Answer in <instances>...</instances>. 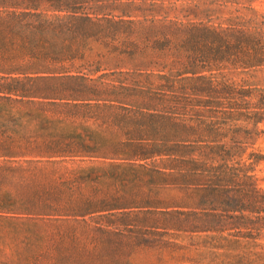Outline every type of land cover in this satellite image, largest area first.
Instances as JSON below:
<instances>
[{
  "label": "rangeland",
  "instance_id": "1",
  "mask_svg": "<svg viewBox=\"0 0 264 264\" xmlns=\"http://www.w3.org/2000/svg\"><path fill=\"white\" fill-rule=\"evenodd\" d=\"M0 13L32 47L0 74L111 104L152 152L141 179L0 218V264H264V0H0Z\"/></svg>",
  "mask_w": 264,
  "mask_h": 264
},
{
  "label": "trees",
  "instance_id": "2",
  "mask_svg": "<svg viewBox=\"0 0 264 264\" xmlns=\"http://www.w3.org/2000/svg\"><path fill=\"white\" fill-rule=\"evenodd\" d=\"M32 53L16 21L0 13V72ZM202 57H205L202 55ZM48 75L0 74V218L61 209L64 192L91 181L141 179L151 155L143 134L124 128L98 101L50 94Z\"/></svg>",
  "mask_w": 264,
  "mask_h": 264
}]
</instances>
